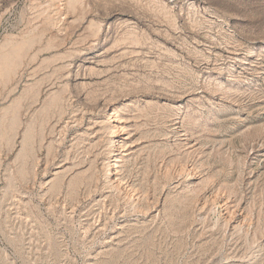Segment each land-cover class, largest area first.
<instances>
[{
	"label": "rangeland",
	"instance_id": "374dc122",
	"mask_svg": "<svg viewBox=\"0 0 264 264\" xmlns=\"http://www.w3.org/2000/svg\"><path fill=\"white\" fill-rule=\"evenodd\" d=\"M4 38L0 264H264V0H0Z\"/></svg>",
	"mask_w": 264,
	"mask_h": 264
},
{
	"label": "crops",
	"instance_id": "0c3cea01",
	"mask_svg": "<svg viewBox=\"0 0 264 264\" xmlns=\"http://www.w3.org/2000/svg\"><path fill=\"white\" fill-rule=\"evenodd\" d=\"M25 43L24 44L26 46L23 45L22 42H14L12 40H6V38L0 41V61H2L0 62V74L3 75V76L0 75V78H1L0 79V133H1L0 134V144H11V142L14 140V138L18 134V130L23 127L22 126V112L18 108V104H17L19 102V97H17L15 93L16 92L15 76L17 75V73H19L21 69L20 68V65L22 62L21 58L27 57L29 54V49L35 47V46H32L30 42L28 43L25 42ZM19 46L23 48L21 47L19 48ZM17 48L23 49L21 50L23 51V53H20L21 51H18ZM14 49L15 51H12ZM9 51H12L13 53L11 52L9 54ZM8 55L10 56L8 57ZM4 57H6V59ZM10 57L12 58L10 59ZM3 59H5L6 61ZM8 61H10V63ZM2 67L3 69L9 68L10 70L9 69L8 71H6V69L3 70ZM6 73L8 74V76Z\"/></svg>",
	"mask_w": 264,
	"mask_h": 264
},
{
	"label": "bare ground",
	"instance_id": "6f19581e",
	"mask_svg": "<svg viewBox=\"0 0 264 264\" xmlns=\"http://www.w3.org/2000/svg\"><path fill=\"white\" fill-rule=\"evenodd\" d=\"M71 5H72V3H71ZM73 7V6H72ZM30 41V40H29ZM31 42V41H30ZM32 42H33V39H32ZM31 42V43H32ZM25 42H22V44L23 45H25L24 44ZM28 43V42H27ZM8 44V43H7ZM19 44H21V43H19ZM16 45V44H15ZM13 46V45H12ZM26 46V45H25ZM5 47H6V45H5ZM21 46H19V48H20ZM28 47V46H27ZM21 48H23V47H21ZM13 49V48H12ZM18 49V48H17ZM21 50H23V49H18V51H21ZM25 50V49H24ZM8 51V50H7ZM12 51H15V49L14 50H12ZM12 51H9V54L12 52ZM6 52V51H5ZM17 52V51H16ZM13 53V52H12ZM20 53H23V51H21ZM25 53V52H24ZM8 54V53H7ZM17 54V53H16ZM15 54V55H16ZM12 55V54H11ZM22 55H24V54H22ZM10 55H8V57H9ZM17 56V55H16ZM18 57H19V55H18ZM5 59H6V57H4ZM12 57H10V59H11ZM5 59H3V60H5ZM7 60H8V58H7ZM6 61V60H5ZM0 62H2V61H0ZM9 63H10V61H8ZM12 63V62H11ZM4 65V64H3ZM10 65V64H9ZM12 66V65H11ZM6 67V66H5ZM4 67V68H5ZM8 67V66H7ZM2 69H3V67H2ZM6 69V68H5ZM5 69H3V70H5ZM9 69V68H8ZM8 69H6V71H8ZM10 70V69H9ZM5 71V72H6ZM4 74V73H3ZM7 74V73H6ZM1 75V74H0ZM1 76H3V75H1ZM7 76H8V74H7ZM1 79V78H0ZM54 100V99H53ZM27 132V131H26ZM1 134V133H0ZM6 134V133H5ZM31 135V134H30ZM2 136V135H1ZM124 139V138H123ZM26 140V139H25ZM24 148V147H23ZM25 153V152H24ZM131 153H126V154H122L121 156L123 157V159H122V161L123 162H126V163H128L127 161H128V156L130 155ZM26 156V155H25ZM93 163L94 162H90L89 164H88V167L86 168V169H84V170H81V171H79V172H77L76 174H72V176L70 177V179H69V181H68V189H73L74 187H75V185L79 182V180L81 181V180H83L82 181V185H84L85 187H84V189L85 190H87L88 191V188L91 186V185H93V184H95V175H94V172H93ZM20 169V168H19ZM73 170V169H72ZM120 170V169H119ZM121 171V170H120ZM117 173V172H116ZM107 174V173H106ZM121 174V173H120ZM104 176H105V174H104ZM107 176H108V174H107ZM120 176V175H119ZM106 179V178H105ZM107 180V179H106ZM116 180V179H115ZM107 181H109V180H107ZM110 181H111V179H110ZM110 181H109V183H110ZM105 183H106V181H105ZM107 186V185H106ZM113 186V185H112ZM109 187H111V186H109ZM114 188V187H113ZM110 189V188H109ZM112 192V191H111ZM86 193V192H85ZM111 194V193H110ZM165 194V193H164ZM162 201L164 202V201H166V199H167V196L166 195H162ZM186 208V207H185ZM188 209H190V208H188ZM11 235V234H10ZM15 239V238H14ZM110 249V248H109ZM112 249V248H111Z\"/></svg>",
	"mask_w": 264,
	"mask_h": 264
}]
</instances>
